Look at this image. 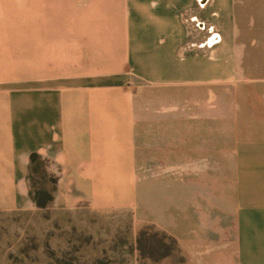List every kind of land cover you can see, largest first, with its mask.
I'll return each mask as SVG.
<instances>
[{
    "label": "crops",
    "instance_id": "crops-1",
    "mask_svg": "<svg viewBox=\"0 0 264 264\" xmlns=\"http://www.w3.org/2000/svg\"><path fill=\"white\" fill-rule=\"evenodd\" d=\"M235 9L0 0V213L41 211L37 152L53 210L128 212L188 264H264V69L245 70Z\"/></svg>",
    "mask_w": 264,
    "mask_h": 264
},
{
    "label": "rangeland",
    "instance_id": "rangeland-1",
    "mask_svg": "<svg viewBox=\"0 0 264 264\" xmlns=\"http://www.w3.org/2000/svg\"><path fill=\"white\" fill-rule=\"evenodd\" d=\"M235 19L245 70L260 77L264 69V0H236ZM131 222L130 213L117 210L0 213V264H95L98 259L107 264H133L135 254L138 264H188L168 240L173 249L168 257L155 252L152 258H142L139 231L134 235ZM142 247L149 250L147 243Z\"/></svg>",
    "mask_w": 264,
    "mask_h": 264
},
{
    "label": "trees",
    "instance_id": "trees-1",
    "mask_svg": "<svg viewBox=\"0 0 264 264\" xmlns=\"http://www.w3.org/2000/svg\"><path fill=\"white\" fill-rule=\"evenodd\" d=\"M50 161L37 152L29 156L27 181L29 196L34 205L40 210H49L52 207L57 189L58 175L49 170ZM166 240L170 241L172 248L179 251L177 241L164 231L156 229L153 225H147L139 231L137 243L142 258H152L155 252L159 257L165 258L172 254V250ZM147 243L148 251L143 250V244ZM131 247L127 246L128 253ZM149 254V255H148ZM185 260V259H184ZM103 259L96 260L95 264H107ZM66 264H71L66 263Z\"/></svg>",
    "mask_w": 264,
    "mask_h": 264
}]
</instances>
